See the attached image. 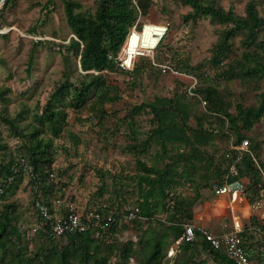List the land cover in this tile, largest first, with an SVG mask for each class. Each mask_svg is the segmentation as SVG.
Instances as JSON below:
<instances>
[{"label": "trees", "instance_id": "16d2710c", "mask_svg": "<svg viewBox=\"0 0 264 264\" xmlns=\"http://www.w3.org/2000/svg\"><path fill=\"white\" fill-rule=\"evenodd\" d=\"M62 1L73 36L69 44L62 43L61 47L68 51L74 50L81 68L80 80L72 84L70 79H66L50 93L44 117L36 119L28 133L21 131L17 121L0 109V118L10 126L11 133L21 139L18 154L22 155L16 157L13 151L7 152L8 141L0 131V180L15 176L13 183L6 187L0 197V264H129L131 259L134 264H168L169 259L166 257L169 250H173L169 256L183 251V257L179 261L175 260L174 264H207L206 259L197 261L200 250L207 252L218 264H236L224 250L213 248L201 233L194 241L182 239L178 244L176 241L184 233V224L194 223V206L201 195V188L211 187L215 193L213 186L216 182L241 179L246 183L244 196L252 203L260 199L262 186L264 187V161L257 162L251 149L237 160L239 153L233 147H228L218 159L206 147L218 133H223L228 138L235 137L233 144L248 139L251 148L255 150L256 142L250 140L252 137L249 132L264 114V90L260 94L259 107L245 106L238 102L236 112L233 113L221 92L213 85L203 83L194 90V87L189 89V93L193 94L194 91L201 97L190 96L186 90H177L171 96L156 95L132 110V118L133 114L144 110L151 114L152 127L148 138L142 142L135 141L131 147L147 151L153 140L159 145L158 160L153 164L143 159L137 160L136 172L130 176L136 184L134 193L137 203L116 205V202H107L105 213L116 214L131 206H139L142 218L134 221L140 224L139 232L133 234L134 238L130 236L123 243L116 239V235H123L124 228L134 223H113L108 230L99 233L88 230L65 235L68 238L64 243L61 239L65 236L52 235L44 222L39 234L47 241L35 250L30 249V243L26 239L27 232L18 223L19 213L15 204L1 203L12 187L22 181L23 172L26 171L23 167L18 172L15 169L22 161L26 162L33 169L30 174L33 183L47 193L52 190L49 178L56 159L54 137L60 136L66 128V98L70 97L69 104L75 108L93 100V104L100 110L104 109L105 103L120 98L107 79V71L120 69L116 57L140 15V9L134 0H96L95 12L79 10L82 6L79 0ZM181 1L193 8L194 15H210L222 22H232L213 47L214 55L210 62L220 70L219 77L240 78L251 84L264 76L263 55L257 50L264 45V41H257L259 32L264 28V16L259 14L256 0L247 2L245 17L233 9L206 5L202 0ZM9 3L10 0H6L2 9ZM238 35H243V43L247 48L252 45L255 47L243 52L242 57L224 64L225 57L233 49L231 40ZM175 66L189 68L191 72L201 69L181 60ZM134 70L139 73L142 70L140 64H136ZM201 76L204 81L210 77ZM178 82L188 88L191 86L185 80ZM3 100H6V93L2 89L0 101ZM202 100L206 102V110L196 111L197 104ZM47 130L51 136L46 134ZM235 160V170L230 172V166ZM162 161L164 164L160 165L159 162ZM201 170L206 171L201 173ZM196 174L200 175V179L196 178ZM186 182L195 184L193 197L183 196L177 191ZM113 192L122 196L123 189L115 188ZM253 222L258 224L255 219ZM33 239L34 237L30 240Z\"/></svg>", "mask_w": 264, "mask_h": 264}, {"label": "rangeland", "instance_id": "374dc122", "mask_svg": "<svg viewBox=\"0 0 264 264\" xmlns=\"http://www.w3.org/2000/svg\"><path fill=\"white\" fill-rule=\"evenodd\" d=\"M5 1L0 5V90H5L6 100L0 101V109L17 121L21 131L28 133L36 119L44 117L50 93L66 79H70L72 84L77 83L80 80L81 68L74 50L68 51L61 47L62 43L69 44L73 36L62 0H10L9 5L2 9ZM79 1L82 4L79 10L96 11V0ZM134 1L140 9L138 29L149 22L165 23L169 26L168 33L161 39L154 53H151L154 58L152 59V55L139 56L136 61L142 68L139 73L134 70L136 64L133 69L119 67L116 71H107V79L115 87L114 91L120 98L105 103L104 109L101 108L105 112H101L100 108L93 104V100H89L80 108L72 107L69 104L70 97H67L66 128L60 136L54 137L56 159L49 178L53 185L52 190L47 193L45 189H41L36 193L31 173L25 171L22 181L13 186L1 200L3 204H15L19 213L18 223L21 229L27 232L26 239L32 250L47 241L39 234L44 221L35 206L37 199L45 202L52 211L59 213L64 212L71 203L80 211L107 202H116V205L137 203L134 193L136 184L130 176L136 172L138 159H143L149 164L158 160L159 145L152 140L147 151L131 147L135 141L142 142L148 138L152 127L151 114L145 110L133 114L132 118L135 106L152 100L156 95L171 96L177 90H186L189 93V88L179 84L178 80H185L189 86L194 80L192 76L197 78L193 90L202 83L213 85L228 101L229 110L233 113L236 112L238 102L245 106H260L264 76L251 84L243 82L240 78L223 79L218 76L220 70L210 62L214 55V45L232 22H222L210 15H194L193 8L181 0ZM248 1L202 0L206 5L214 4L225 10L233 9L244 17ZM256 3L259 14L264 16V0H256ZM243 41V35L232 38L233 49L225 57L224 64L236 57H242L243 52L254 49L255 45L247 48ZM257 41H264V28L259 32ZM257 50L263 55L264 61V45ZM153 60L158 64L178 68L183 74L175 75L170 70L165 72L161 66L154 64ZM180 60L201 69L191 72L189 68L176 67ZM201 75L210 77L204 81ZM189 95L200 96L194 91ZM205 106L206 102L202 100L197 104L196 111H205ZM0 131L8 141L7 152L13 151L16 157L22 156L18 154L21 139L11 133L10 126L1 118ZM249 133L252 137L250 140H254L256 146L254 150L249 143L248 151L251 149L256 155L257 162L264 161V114ZM46 134L52 135L48 130ZM233 141L234 136L228 138L225 134L218 133L206 149L219 159L228 147L230 149L237 145L233 144ZM159 164L163 165L164 161ZM203 171L206 170H201V173ZM196 178L200 179V175L196 174ZM120 187L123 189L122 196L113 192L115 188ZM194 188L195 184L186 182L177 191L183 196L193 197ZM215 195L211 187L201 188V195L194 206L197 212L194 211L195 217L192 221H195L197 213L207 214L210 209L209 200ZM132 223L134 224L131 226L124 224L127 228H124L126 232L124 231L123 235H116L119 242H125L130 236L134 238V232H139L140 224ZM204 226L216 230L212 223ZM218 230L225 231L227 228L221 227ZM33 237L34 239L30 240ZM67 238L65 236L61 241L65 243ZM172 252H167L168 264H174L175 260L179 261L184 255L182 251L169 256ZM199 253L197 261L206 259L207 264H218L204 250ZM129 264H134V261L131 259Z\"/></svg>", "mask_w": 264, "mask_h": 264}, {"label": "built area", "instance_id": "2783aa9c", "mask_svg": "<svg viewBox=\"0 0 264 264\" xmlns=\"http://www.w3.org/2000/svg\"><path fill=\"white\" fill-rule=\"evenodd\" d=\"M135 2V1H134ZM136 3V2H135ZM137 4V3H136ZM139 22V17L136 22L133 24L128 37L130 34L134 32L139 33L138 41L135 46L134 55L135 60L132 64H129L126 59V55L123 52L125 50V46L127 44V40L125 41L124 45L122 46V50L116 57V61L118 66L125 69H133L135 67L136 61L139 56H148L154 53L157 45L161 41V39L167 34L169 31V26L165 23L159 22H149L144 23L141 29H138L137 25ZM150 32L149 35H146ZM157 37V41H151L152 37ZM127 37V39H128ZM152 59L154 58L153 55L151 56ZM153 63L161 66L162 70L167 72V70L172 71L173 74H183L180 70L175 67H171L165 64H158L156 61L153 60ZM192 76V75H191ZM194 78L192 85L189 89H192L195 84L197 83V78ZM233 148L239 153L237 160L240 159L243 152L248 151L249 149V140L244 139L239 144L233 146ZM237 160L234 161L232 166H230L229 171L233 172L235 170V163ZM23 167L26 171L32 173L33 169L30 165H27L26 162L22 161L20 166L15 169V171H19L20 168ZM16 173V172H15ZM14 175L9 176L4 180H0V197L4 194L6 187L13 183ZM35 192H39L40 189L38 185L35 184L34 186ZM216 195L219 194H230L234 195L240 192H244L245 183L241 179H236L234 181H227L225 180L223 183L216 182L213 186ZM59 201V200H58ZM263 205L264 206V187L262 186L261 189V197L259 200L254 202V206ZM35 206L39 210L41 217L43 218L46 228L54 236H65L71 233L76 232H85L88 230L95 231L99 233L100 231H106L113 223H126L131 224L138 218H142L140 216V207L135 205L127 208L126 210L114 213H105V209L107 207V203H102L98 207L92 209H86L83 211L78 210L72 203L69 204L64 212H54L45 202L40 201L39 199L36 200ZM235 220V219H234ZM261 225L255 226L256 230L260 232L262 235V248L264 250V216L261 218ZM242 228L241 225L234 221L233 225L230 229L225 231H210L206 228L198 226L196 223H185L184 224V233L180 239L176 241L178 244L182 239L187 241H194L198 239L199 233L205 238V240L215 249H222L225 251L226 255L229 259H231L236 264H253L251 257L246 250L243 237L241 235ZM173 251V250H172ZM261 264H264V260Z\"/></svg>", "mask_w": 264, "mask_h": 264}, {"label": "crops", "instance_id": "0c3cea01", "mask_svg": "<svg viewBox=\"0 0 264 264\" xmlns=\"http://www.w3.org/2000/svg\"><path fill=\"white\" fill-rule=\"evenodd\" d=\"M209 201L210 209L207 214L197 213L194 223L203 228H206L204 225L212 223L216 230L206 229L219 232V228L230 229L234 221L238 222L244 231L243 243L253 264H261L264 260L263 240L260 232L253 227L263 222L261 218L264 216V206H254V202H250L243 192L215 195ZM194 211L197 212V208ZM254 219L257 225L254 224Z\"/></svg>", "mask_w": 264, "mask_h": 264}, {"label": "bare ground", "instance_id": "6f19581e", "mask_svg": "<svg viewBox=\"0 0 264 264\" xmlns=\"http://www.w3.org/2000/svg\"><path fill=\"white\" fill-rule=\"evenodd\" d=\"M3 3V1L2 2H0V5ZM150 34V32L148 33V34H146V35H149ZM134 37H136V39H134ZM138 37H139V33L138 32H134V33H132V34H130V36L128 37V39H127V44H126V46H125V50H124V54L126 55L127 53H128V56L126 55V59H127V62L129 63V64H132L133 62H134V60H135V55L133 54L134 53V50H135V46H136V44H137V41H138ZM157 37H152L151 38V41H157Z\"/></svg>", "mask_w": 264, "mask_h": 264}, {"label": "water", "instance_id": "95a60500", "mask_svg": "<svg viewBox=\"0 0 264 264\" xmlns=\"http://www.w3.org/2000/svg\"><path fill=\"white\" fill-rule=\"evenodd\" d=\"M2 1H4V0H0V2H2Z\"/></svg>", "mask_w": 264, "mask_h": 264}]
</instances>
